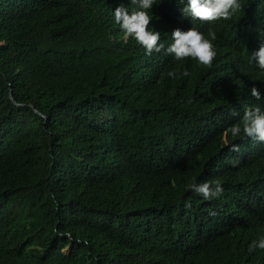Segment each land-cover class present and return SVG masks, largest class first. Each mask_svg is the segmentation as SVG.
I'll return each instance as SVG.
<instances>
[{"label":"trees","instance_id":"16d2710c","mask_svg":"<svg viewBox=\"0 0 264 264\" xmlns=\"http://www.w3.org/2000/svg\"><path fill=\"white\" fill-rule=\"evenodd\" d=\"M128 2L0 0V264H264V143L226 134L264 103V0L195 22L210 66L125 39ZM180 7H153L166 45Z\"/></svg>","mask_w":264,"mask_h":264},{"label":"clouds","instance_id":"9594fccd","mask_svg":"<svg viewBox=\"0 0 264 264\" xmlns=\"http://www.w3.org/2000/svg\"><path fill=\"white\" fill-rule=\"evenodd\" d=\"M162 2L163 0H129L131 8L126 7L124 3L117 4L113 9L114 21L124 38H134L147 55L151 56L153 52L160 53L163 49L166 55L177 61L190 57L203 66H210L217 55L214 46L216 35L214 32L205 34L195 26V22L227 20L242 7L241 0H178L182 5L179 8L180 13L191 21L192 26L187 29L180 27L173 29L170 42L166 45L161 40V31L151 23L154 18L152 11L154 5ZM261 36L264 37V33H261ZM259 40V47L250 52L249 62L254 63L258 69L264 70V38ZM182 75H189L187 68ZM250 94L257 101L264 99V92L255 84L251 86ZM226 134L264 143V103L246 108L239 122L232 123L226 128ZM231 147L232 150L239 151L237 145ZM189 188L205 200L217 197L223 192L222 185L216 181L194 182ZM189 206L190 204H185V207ZM256 248L264 249V236L252 240L249 244V251Z\"/></svg>","mask_w":264,"mask_h":264},{"label":"water","instance_id":"95a60500","mask_svg":"<svg viewBox=\"0 0 264 264\" xmlns=\"http://www.w3.org/2000/svg\"><path fill=\"white\" fill-rule=\"evenodd\" d=\"M11 97H12V95H11Z\"/></svg>","mask_w":264,"mask_h":264}]
</instances>
